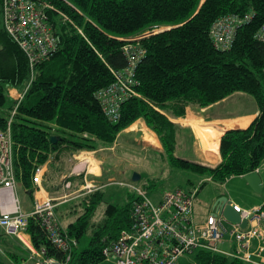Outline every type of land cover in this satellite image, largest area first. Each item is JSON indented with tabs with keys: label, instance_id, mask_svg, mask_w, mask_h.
<instances>
[{
	"label": "trees",
	"instance_id": "1",
	"mask_svg": "<svg viewBox=\"0 0 264 264\" xmlns=\"http://www.w3.org/2000/svg\"><path fill=\"white\" fill-rule=\"evenodd\" d=\"M32 1L51 4L74 24L45 9L59 39V49L32 71L27 56L5 27L4 0H0V107L7 103L11 88L24 91L29 87L12 121L15 172L29 196L37 190L32 180L35 169L52 155L94 151L99 142L112 146L119 134L139 119L157 134L164 160L174 169L210 175L223 183L230 177L254 172L261 165L264 43L256 34L264 24V0ZM229 15L252 17L236 29L232 46L223 50L216 47L210 32L218 19ZM161 27L165 29L152 33ZM147 32L151 34L133 42L147 50L137 65L140 96L124 101L119 119L111 121L96 92L114 82L112 70L127 65L124 46L128 41L122 38ZM239 92L257 100L259 115L247 128L215 135L218 146L220 141L221 164L212 168L177 157L180 126L169 116H185L187 106L206 108ZM15 105L12 102L9 116ZM7 118L0 115V128ZM77 177L83 174L69 176L64 182L76 183ZM156 182L157 178H149L144 186L155 187ZM135 199L130 196L122 206L107 203L102 218L97 220L98 208L105 200L103 189L81 197V213L67 229L78 241L87 234L90 237L85 249L74 250L69 264H101L106 259L104 249L131 225ZM28 233L35 248L45 247L49 256L64 258L37 220L30 219ZM193 255L194 261L189 264H248L205 250Z\"/></svg>",
	"mask_w": 264,
	"mask_h": 264
},
{
	"label": "built area",
	"instance_id": "2",
	"mask_svg": "<svg viewBox=\"0 0 264 264\" xmlns=\"http://www.w3.org/2000/svg\"><path fill=\"white\" fill-rule=\"evenodd\" d=\"M30 5L37 10V14L29 13L32 10ZM47 8L54 10L64 21L74 24L64 12L55 9L51 4H36L32 0H4L5 27L27 56L32 71L41 61L50 58L59 49V39L49 24L45 11ZM251 17L252 15H246L244 18L229 15L218 19L210 32L216 47L229 49L234 42L236 29ZM164 29L157 28L152 33ZM150 34L147 32L137 37L122 38L128 41L124 46L127 65L121 70H112L114 82L96 92L105 115L111 121L119 119L124 101L140 96L136 88L140 85L137 79V65L147 50L139 43L133 42ZM256 38L264 43V24L257 32ZM28 88L27 86L17 95L14 109L4 127L0 128V229L6 235L17 237L28 248L30 258L35 260L36 264H69L79 241L69 234L59 220L58 200L51 197L36 200L32 210L26 212L18 195L20 183L14 165L12 121ZM261 168H264V160L255 171L259 172ZM44 174V165L35 169L32 177L35 186L40 188ZM75 174H82L78 167L73 170L72 175ZM126 184L137 192L132 204V223L129 228L121 231L117 240L104 249L106 259H115L117 264H183L181 259L184 256L205 250L248 264H264L262 207L246 209L229 200L240 214L241 220L248 221L246 228H241L240 224H231L229 227L224 216L218 211L209 213L203 220L197 218L195 207L201 184L191 190L177 188L167 191L159 202L150 198L142 186ZM74 185L75 182L67 180L64 188L68 189ZM86 189L92 191L91 184L86 183L80 190ZM32 218L40 223L52 245L63 252V259L49 256L45 247L35 249L27 242L24 235L28 234V225ZM226 241L228 249L223 248Z\"/></svg>",
	"mask_w": 264,
	"mask_h": 264
},
{
	"label": "crops",
	"instance_id": "3",
	"mask_svg": "<svg viewBox=\"0 0 264 264\" xmlns=\"http://www.w3.org/2000/svg\"><path fill=\"white\" fill-rule=\"evenodd\" d=\"M20 92L23 91L17 88L10 89V98L11 100L14 99V101H12L13 103L16 102L15 101L16 97ZM236 96H240L241 100L233 104L232 109H230L229 111H224L223 106L228 102H230L231 100H234L233 98H235ZM255 101L256 103H254L251 99H248V97H246V93L239 92L206 108L187 106L185 116H181V117L169 116L171 121L177 123L180 126L178 133L179 140L175 152L176 156L203 166L212 167V168L217 167L222 162V156L219 149L220 141L218 146L214 139L215 135H222L224 134L225 131L229 129L247 128L252 123V121L259 115V105L256 99ZM242 109H248V110H242ZM192 122H199L202 125H207L205 127L211 126L216 130L209 135V137L210 136L212 137L209 138L210 147L216 152L215 153L213 151L215 154L214 156L211 155L206 141L204 145L205 148L202 146L201 141L197 136L194 127L192 126V124H190ZM148 131L151 135L155 137L158 143L152 144L147 141L146 135L148 134ZM133 135H135L136 137L135 140L132 141L135 142L139 141L144 144L143 151H148L146 149L148 146L156 152L155 154L157 155L156 157L160 158V161L162 163H164L163 161L167 162L166 160H164V156L162 154L163 147L157 134L147 127L143 119H139L135 123H133L129 128L123 130L119 134L117 141L112 146H105L104 144L99 142L100 144L99 148L94 151L83 150L78 152H73V151L63 152L62 154H60V156L58 155L59 157L58 156L55 157V155H52L49 161L44 164L45 174L43 176V182L40 188L34 185L35 187H37V190L35 191L33 197L29 196L27 191L26 195L29 198L24 200L23 202L24 210L26 212H30L36 200H43L48 197L55 198L58 200V207H57L58 218L61 221L62 225L67 229L69 223L76 221L78 215L81 213L79 212L80 210L79 199H81V197L78 199H76V197L64 199V197L60 196L62 195L63 192L66 191V188H64V184L63 185L60 184L61 180H63L64 178L66 179L69 176H72L73 170L76 167H78L80 172H83V177H77V181L73 187L77 188V190H80L81 188L83 189L86 186V183L87 184L89 183L91 184V186H95V189H93L92 191L89 190L87 191L88 193H90L105 186L104 179L106 177H109L108 175L106 176V173L103 171L102 167H99L98 171L96 172L91 171L90 167L92 166V164L90 163V161L82 160V163H77V164H75L76 162L74 163V161H78L79 157L82 156V154L84 153H98L102 150H109V149L114 150L119 139L124 140L125 138H127L128 140L126 139V141H131L130 137ZM138 135H140L141 137L140 140H138L137 138ZM212 142L214 143L217 149L213 147V145L211 144ZM98 156H100V154H98ZM97 162L101 164L103 160H98ZM163 165H166V163H164ZM168 166H170L169 163ZM52 167H54V170L52 169ZM60 169H63L62 172L63 174L61 176L58 173ZM70 169L72 170V172H70L69 175H67L66 171H70ZM51 171L52 172L56 171V174L51 173ZM182 172L184 174V178H187L185 182H187V186L189 185V187L185 188L182 185L185 183L180 182L171 190L177 188L191 190L192 188L201 184V182L203 181H205L206 183L213 182L215 184L214 188H208L204 193H201L202 199H204L205 203H210V205H213L214 202L219 197L227 196L225 193L224 194L219 193L217 191V188L226 190V188L230 185L231 182H233L234 179L240 177L241 179L244 180V183H241L239 185V188L241 189L242 193H245L248 197L247 199H245L244 196L240 197L244 201V205H243L244 208L254 209L257 207L264 206V168H261L259 171L262 179L261 192H255L245 181L244 176H233L227 179L225 182L220 183L213 180V178L210 175L195 174L194 172L187 170H182ZM189 172H191L190 175H188ZM124 173L125 172L122 169L120 174H124ZM188 176H191L192 178H188ZM209 178H211V180H208ZM122 185H127V184L123 182ZM204 187L205 185L201 187L197 197V203L195 207L197 217H199L198 214L199 215L201 214L202 216L203 213L202 206L199 207L198 204L200 203V198H199L201 195L200 192L201 190H203ZM166 192L164 191L160 194H156L153 200L155 202H159ZM227 197L230 201L241 205V202L235 200V198H232L230 196ZM212 211H210V213ZM101 214L103 215V211ZM72 217L74 218V220L72 219ZM65 221H67V223H65ZM24 237L26 238L27 242L35 248V246L32 243L30 234L28 233L24 235ZM223 248L228 249V241H226V243L223 244ZM33 261L34 263H32ZM0 264H36V262L35 260L30 258V251L28 250L27 247L23 245V243L17 237L6 235L4 234L2 229H0Z\"/></svg>",
	"mask_w": 264,
	"mask_h": 264
},
{
	"label": "rangeland",
	"instance_id": "4",
	"mask_svg": "<svg viewBox=\"0 0 264 264\" xmlns=\"http://www.w3.org/2000/svg\"><path fill=\"white\" fill-rule=\"evenodd\" d=\"M22 3L23 2H21V7L24 6ZM30 6L32 10L29 13H32L31 15L37 14V10L33 9V5H30ZM9 96H10V90H9ZM246 97H248V99H251L254 103H256L252 95L246 94ZM233 99L234 100H231L230 102H228L227 104L223 106L224 111H229L230 109H232L233 104L241 100L240 96H236ZM12 101H14V99L11 100V98L9 97L5 106L0 107V115L9 117V113H10L9 107L11 106ZM242 110H248V109H242ZM203 126H207V125H203ZM212 132L214 131L208 132L207 137H206V142L208 144L210 151L214 154L215 151L210 147V144H209V138H212L211 136L209 137V135ZM148 135L155 139V137L151 135L149 131H148ZM135 137H136L135 135L131 136L130 137L131 141H126L127 138H125L124 140L119 139L114 150L109 149V150H102L98 153H84L82 154V156L79 157L78 161H74V163L76 162L75 164L82 163V160L90 161V163L92 164V166L90 167L91 171L96 172L98 171L99 167H102L103 171L106 173V176L107 175L109 176L104 179L105 186L100 188V189H103V191L105 192V200L98 208L96 219L102 218L101 213L102 211H104V207L106 206L107 203H114V204H118L122 206L129 201L130 196L131 197L137 196V192L128 185H122L123 182L133 183L134 185L136 184L138 186H142L148 192L150 198L152 199L155 198L156 194H160L164 191L165 192L170 191L173 187H175L180 182L185 183V184H182L185 188L189 187V185L187 186V182H185L187 178H184V174L182 170L171 168L170 166H168V163L165 161L163 162L166 163V165H163L164 163L160 161V158L156 157L157 156L155 155L156 152L148 146L146 148L148 151H143V146H144L143 143L139 141H136V142L132 141V140H135ZM137 138L138 140H140L141 138L140 135H138ZM98 154H100L101 158L100 156H98ZM98 160H103V162L99 164L97 162ZM52 169L54 170V167H52ZM122 169L125 172L124 174H120ZM62 172H63V169H60V171H58L60 176L63 174ZM70 172H72L71 169L70 171H66L67 175H69ZM134 172H138L141 174L142 181H139V182L132 181V176ZM51 173L56 174V171L54 172L51 171ZM190 174L191 172L188 173V175ZM153 177L157 178L156 186L155 187L144 186V183L149 178H153ZM188 178H192V177L188 176ZM64 180L65 178L61 180L60 182L61 185L65 183ZM241 183H244V180L241 179L240 177H237L236 179L233 180V182L230 183V185L226 188V190L217 188V191L221 194L225 193L227 196L235 198V200L241 202V206H243L244 201L240 197L244 196L245 199H247L248 197L245 193H242L241 189L239 188V185ZM214 187H215V184L213 182H207L204 187L205 189L203 188L200 194L204 193L208 188H214ZM93 189H95V186H92V190ZM87 191L88 189L77 190V188L71 187V188L66 189V191L63 192L62 195L60 196L64 197V199L73 198V197H76V199H78L80 197H83L86 193H88ZM26 194H27L26 189L23 188L22 185H19L18 195L20 197L22 206H24L23 205L24 200L29 198L27 197ZM199 198H200V203L198 205L199 207L202 206L203 213H202V216L201 214L200 215L198 214L199 217L197 218L199 220H203L207 216V214L210 213V211H212L211 207L213 205H210V203H205L204 199H202V194L200 195ZM72 219L74 220L73 217ZM225 222H226V225H228L229 227L231 226V223L227 221ZM65 223H67V221H65ZM89 237H90V234L83 236L74 250L76 252H81L83 249H85L88 246ZM193 258H194L193 254H188L181 259V262L183 264H189L194 261ZM32 263H34V261ZM101 264H117V263L115 259H105Z\"/></svg>",
	"mask_w": 264,
	"mask_h": 264
},
{
	"label": "water",
	"instance_id": "5",
	"mask_svg": "<svg viewBox=\"0 0 264 264\" xmlns=\"http://www.w3.org/2000/svg\"><path fill=\"white\" fill-rule=\"evenodd\" d=\"M53 142L56 143L55 137L52 138ZM245 181L255 192L262 191V179L259 172H251L244 175ZM141 180V174L134 172L132 176L133 182H139ZM213 211L220 212L227 222L231 224H240L241 228H246L248 221L246 219L241 220L240 214L233 208L227 196L219 197L212 206Z\"/></svg>",
	"mask_w": 264,
	"mask_h": 264
},
{
	"label": "bare ground",
	"instance_id": "6",
	"mask_svg": "<svg viewBox=\"0 0 264 264\" xmlns=\"http://www.w3.org/2000/svg\"><path fill=\"white\" fill-rule=\"evenodd\" d=\"M186 122H189V121H186ZM190 124H192V126L194 127L196 134L199 137L202 146L204 147L208 132L209 131H215V129L211 126L205 127L202 124H200L199 122H192ZM146 139L148 142H150L152 144L158 143L157 140H155L153 137L149 136L148 134L146 136Z\"/></svg>",
	"mask_w": 264,
	"mask_h": 264
}]
</instances>
